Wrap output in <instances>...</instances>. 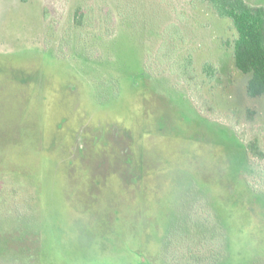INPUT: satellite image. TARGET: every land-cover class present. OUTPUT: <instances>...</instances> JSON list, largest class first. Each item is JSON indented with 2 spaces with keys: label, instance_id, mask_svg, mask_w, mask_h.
<instances>
[{
  "label": "rangeland",
  "instance_id": "rangeland-1",
  "mask_svg": "<svg viewBox=\"0 0 264 264\" xmlns=\"http://www.w3.org/2000/svg\"><path fill=\"white\" fill-rule=\"evenodd\" d=\"M230 24L197 0H0V218L43 264H264L243 150H264V97ZM198 215L221 241L196 258Z\"/></svg>",
  "mask_w": 264,
  "mask_h": 264
},
{
  "label": "trees",
  "instance_id": "trees-1",
  "mask_svg": "<svg viewBox=\"0 0 264 264\" xmlns=\"http://www.w3.org/2000/svg\"><path fill=\"white\" fill-rule=\"evenodd\" d=\"M197 1L206 4L218 18L230 20V25L235 31V37L231 44L228 41H226V44L231 48L233 67L240 74L246 76L245 94L248 97H264V5H253L246 0ZM76 22H78L77 19H74V24L78 26ZM203 70H206L208 75L213 72L209 63L203 64ZM243 150L245 160H248L249 150H251L253 156L264 158V150L257 149L253 144ZM246 185L253 192L264 196V191L257 189L248 180H246ZM13 215L16 219H19L20 224L18 223L12 229L4 226L3 220L7 217L0 218V264H43L40 260L41 244L39 235L30 232L31 229L25 232L23 229H27V227L23 223V218L19 214ZM196 218L194 217L193 222H190L192 226H189V229L181 235L185 239L191 232L192 236H196L195 238L199 242L203 240L202 244H199L200 247L205 246L206 249H195L190 253L191 257L197 258L201 255L208 256L215 253L216 245L221 240L215 238L210 230L205 229V225H208L206 220H200L199 215ZM202 223L204 226H202ZM182 257L184 258L183 255Z\"/></svg>",
  "mask_w": 264,
  "mask_h": 264
}]
</instances>
